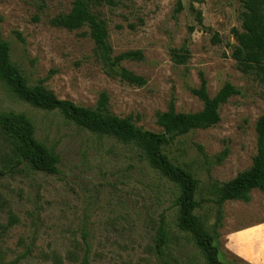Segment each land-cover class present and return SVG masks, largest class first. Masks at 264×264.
<instances>
[{"label":"rangeland","instance_id":"374dc122","mask_svg":"<svg viewBox=\"0 0 264 264\" xmlns=\"http://www.w3.org/2000/svg\"><path fill=\"white\" fill-rule=\"evenodd\" d=\"M116 1L95 11L106 23L114 54L142 52L141 61L121 65L144 77L143 87L105 75L86 27L67 31L49 24L73 0H0V40L28 85L44 80L57 98L86 108L106 92L113 115L131 116L136 127L155 133L162 129L154 115L167 110L171 96L176 112L201 110L190 92L199 86L200 72L210 97L226 83L235 87L239 94L221 106L216 125L175 137L163 153L196 179L194 214L213 238L220 264H264V192L253 190L248 203L225 202L220 219L215 202V185L251 166L255 123L264 115V83L243 74L231 57L232 31L241 30V0H180L183 10L176 15L177 0ZM191 7L201 11L202 24ZM215 34L218 43L212 42ZM186 39L190 59L175 66L170 49ZM9 110L32 120L37 139L60 162L57 174L31 170L18 162L0 129V264H207L192 236L177 227L178 187L133 147L91 133L57 111L33 108L0 82V112ZM225 149L228 155L218 164ZM161 222L168 236L159 256L154 240ZM249 228L255 230L242 239L240 258L228 244L234 233Z\"/></svg>","mask_w":264,"mask_h":264},{"label":"trees","instance_id":"16d2710c","mask_svg":"<svg viewBox=\"0 0 264 264\" xmlns=\"http://www.w3.org/2000/svg\"><path fill=\"white\" fill-rule=\"evenodd\" d=\"M241 2V30L232 31L236 44L232 47L231 57L243 74H252L259 82L264 83V0H241ZM117 4L116 0H73L70 10L51 18L49 24L67 31L86 27L94 45L95 58L105 75L130 86L143 87L146 85V79L121 65L124 61H141L142 52L135 50L114 54L108 42L106 23L95 11L97 7H115ZM191 8L195 12L197 24H202L201 11ZM182 10V3L177 0L174 14H179ZM192 31L193 27H188L189 35ZM212 42H219L217 34L213 36ZM187 44L188 39L181 47L170 49V60L175 66H185L190 59ZM0 82L17 99L33 108L57 111L64 119L91 133L114 137L133 147L141 160L146 161L150 168L178 187L177 227L192 236L207 264H220L218 249L213 243V238L194 214L198 207L195 201L197 181L189 172L174 165L163 153V147L170 144L177 136L216 125L220 121L221 106L230 97L239 94L235 87L226 83L214 97H210L206 79L200 72L199 86L190 89V92L201 101V110L194 113L176 112L175 98L171 96L167 110L158 111L154 115L156 125L162 129L161 133H155L136 127L131 116L120 118L113 115L109 110V97L106 92L99 94L93 107L86 108L77 106L69 100L57 98L43 85L44 80H39L32 86L28 85L21 71L11 63L9 45L3 40H0ZM254 128L256 152L251 166L237 173L231 180L215 185L216 213L219 219L222 216L221 207L225 202L248 203L253 190L264 192V115L257 119ZM0 129L12 142L13 152L19 163H26L31 170L44 174L58 173L60 162L58 155L37 139L35 126L25 113L1 111ZM227 155L228 150L225 149L217 157L216 162L221 163ZM167 236L166 224L161 222L154 240V250L159 256L162 255ZM163 264L176 263L165 261Z\"/></svg>","mask_w":264,"mask_h":264},{"label":"crops","instance_id":"0c3cea01","mask_svg":"<svg viewBox=\"0 0 264 264\" xmlns=\"http://www.w3.org/2000/svg\"><path fill=\"white\" fill-rule=\"evenodd\" d=\"M253 230L255 229L249 228V229L241 230V231L234 233L230 240V244H228L230 251L234 252V254H236L240 258H244V256L241 255L244 250V246H243L244 242L242 239L247 233L252 232ZM244 260H247V259H244ZM245 264H258V263L247 260Z\"/></svg>","mask_w":264,"mask_h":264}]
</instances>
